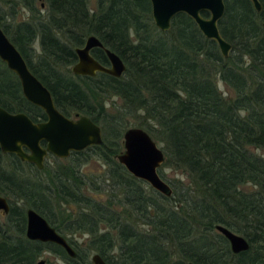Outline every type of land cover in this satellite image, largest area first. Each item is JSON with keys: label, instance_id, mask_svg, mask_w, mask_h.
I'll return each mask as SVG.
<instances>
[{"label": "trees", "instance_id": "16d2710c", "mask_svg": "<svg viewBox=\"0 0 264 264\" xmlns=\"http://www.w3.org/2000/svg\"><path fill=\"white\" fill-rule=\"evenodd\" d=\"M259 1L257 12L249 0H224L218 28L231 44L224 58L184 13L168 31L159 30L149 0H96L93 8L89 0H0V27L57 109L86 115L102 129L100 145L73 154L88 159L93 152L108 165L102 179L84 178L79 166L87 159L81 156L56 170L43 167L45 179L31 163L14 155L3 161L0 152V192L20 203L11 206L10 226L0 225V264H34L44 250L64 264L90 263L93 253L107 264H264V0ZM19 10L28 18L15 22ZM89 35L123 60L122 76L71 72L75 48ZM91 55L108 65L103 49L93 48ZM219 79L232 95L220 92ZM108 96L121 101L116 113L99 102ZM0 106L34 121L46 119L1 60ZM131 126L161 146L162 178L165 167L183 177L170 182V196L130 175L115 158ZM89 188L100 195L86 194ZM27 207L62 234L88 237L74 259L57 245L25 238ZM217 224L243 235L248 249L232 253Z\"/></svg>", "mask_w": 264, "mask_h": 264}, {"label": "water", "instance_id": "95a60500", "mask_svg": "<svg viewBox=\"0 0 264 264\" xmlns=\"http://www.w3.org/2000/svg\"><path fill=\"white\" fill-rule=\"evenodd\" d=\"M249 1L255 11H261L259 0ZM149 2L153 22L159 30L168 31L172 19L184 13L193 20L204 37L216 42L222 57L229 56L231 44L222 37L218 28V21L225 11L224 0H149ZM203 12L207 15H202ZM262 27L264 28V21ZM97 47L105 52L108 65H103L91 55V50ZM75 53L77 60L71 66V72L75 75L94 76L97 72H102L118 78L126 70L123 60L105 47L95 35L87 36L84 44L75 48ZM0 60L18 78L24 98L40 107L47 116L44 121L34 122L23 112L12 113L0 106L2 153H14L21 160L34 163L40 169L47 153L63 158L67 157L70 151H79L102 142L99 125L88 116L76 115L75 118H71L56 108L50 91L30 71L20 51L1 27ZM42 143L45 146H42ZM123 148L117 160L133 177L145 181L164 196L172 194L170 185L158 173L165 158L163 150L144 129L127 128L123 132ZM0 210L4 213L9 211V205L2 196ZM215 229L226 238L232 253L237 254L248 249L249 242L243 235L221 224H217ZM26 236L32 240L58 244L70 257H75L74 250L64 237L33 208L26 209ZM91 260L94 264H106L99 254H94ZM44 263L41 259L35 264Z\"/></svg>", "mask_w": 264, "mask_h": 264}, {"label": "rangeland", "instance_id": "374dc122", "mask_svg": "<svg viewBox=\"0 0 264 264\" xmlns=\"http://www.w3.org/2000/svg\"><path fill=\"white\" fill-rule=\"evenodd\" d=\"M96 4V0H89V6L91 8H93ZM43 5V4H42ZM28 18V13L23 11V10H19V13L17 14V16L14 18L15 22H18V21H25L26 19ZM34 47L35 49L38 51L39 50V41L36 40L34 42ZM231 51V50H230ZM70 70H71V67H70ZM218 84V88L220 90V92L224 95V96H230L232 95V90L230 87H228V85H226L224 83V81L222 80H218L217 82ZM99 102L101 104L104 105V107H106V109L108 110V112L110 113H116L121 101L120 99H118L117 97H112L110 98L109 96L108 97H104L102 100L99 99ZM78 114V115H82L81 113H73L71 116L72 117H75V115ZM131 127H137V126H131ZM129 128V127H128ZM156 142V141H155ZM158 144V143H157ZM121 145L120 148H119V153L120 154L122 151H123V138L121 140ZM159 145V144H158ZM160 146V145H159ZM161 147V146H160ZM261 152V151H259ZM2 160L3 161H9L7 155H3L2 156ZM68 159H57L53 156L51 157H48L46 158L45 160V169H47V171H52V170H56V169H59L61 168V165H64V167L66 166L65 164H68ZM108 168V165L100 158L98 157L96 154H94L93 152H91V156L85 161V162H82L79 166V171L83 174V177L85 178H92L93 180H96V178L98 177V179H102L103 175H104V172L105 170ZM44 168L42 169V173L41 175L42 176H45V179L47 177H49L48 173L46 172ZM24 170L25 172L29 173L30 172V168H28L27 166L24 167ZM62 170L60 169V172ZM63 172V171H62ZM33 175H35L34 173H32ZM161 174L163 176V179L170 185V182L171 181H174V179H177L180 177V179L182 180L183 177L182 176H179L178 174H175L171 169L165 167V168H162L161 169ZM40 176V175H39ZM26 179H31V177H26ZM85 180H88V179H85ZM85 193L86 194H89V195H92V196H99L101 192H96L95 190H92L91 188H89V190H86L85 189ZM0 195L2 196H6L4 193L0 192ZM9 203L11 206H19V202L17 203H11L12 202V199L9 197ZM63 207H66V208H70L71 210H75L76 207L74 206V204H64ZM7 225V226H10L9 225V219L7 216H4L1 214L0 212V225ZM84 238H86L85 236L81 237V238H78L79 241H78V245L82 247L83 243H84ZM40 257H43L46 259V264H62L63 261L59 259V257L53 255V254H41ZM39 257V258H40ZM37 258L35 260V263L38 261ZM34 263V264H35Z\"/></svg>", "mask_w": 264, "mask_h": 264}, {"label": "flooded vegetation", "instance_id": "af4514ba", "mask_svg": "<svg viewBox=\"0 0 264 264\" xmlns=\"http://www.w3.org/2000/svg\"><path fill=\"white\" fill-rule=\"evenodd\" d=\"M230 54V53H229ZM30 103V102H29ZM33 105V104H32ZM35 106V105H34ZM38 107V106H37ZM40 108V107H39ZM57 108V107H56ZM41 109V108H40ZM9 112H11V111H9ZM44 112V111H43ZM12 113H16V112H12ZM24 113V112H23ZM45 113V112H44ZM62 113V112H61ZM26 114V113H25ZM63 114V113H62ZM27 115V114H26ZM46 115V114H45ZM76 115H78V114H76ZM76 115H75V117H76ZM28 116V115H27ZM66 116V115H65ZM29 117V116H28ZM68 117H71V118H75V117H72L71 115L70 116H68ZM30 118V117H29ZM31 119V118H30ZM46 119H47V116H46ZM45 119V120H46ZM32 120V119H31ZM32 121H34V120H32ZM42 121H44V120H42ZM34 122H40V121H34ZM98 125V124H97ZM100 127V126H99ZM100 129H101V127H100ZM101 132H102V129H101ZM102 136H103V134H102ZM102 143V142H101ZM100 143V144H101ZM99 144V145H100ZM42 146H45V144L44 143H42ZM92 146H96V145H90V146H88V147H86V148H84V149H82V150H79V151H70V153H69V155L67 156V157H63V158H60V157H57V156H55V155H53V154H51V153H47V155L44 157V159H43V166H42V168H37L36 167V165L34 164V163H31V162H29V161H23V160H21L17 155H15L14 153H2L1 152V150H0V152H1V155L3 156V155H7V157L8 156H12V155H14V156H16L20 161H22V162H27V163H31L32 165H34V167L37 169V170H42L43 169V167H44V165H45V160H46V158H48V157H51V156H53V157H55V158H57V159H77L78 157H83V158H86V154H84L83 155V153L82 154H79V155H75V154H73L74 152H83V151H85V150H87V149H89L90 147H92ZM27 151V150H26ZM119 154H117L116 156H115V158L117 159V156H118ZM90 157V156H89ZM87 159V158H86ZM140 180V179H139ZM143 181V180H142ZM145 182V181H144ZM0 196H2V195H0ZM2 197H4L5 199H6V201H7V203H8V205H9V211L7 212V213H4L2 210H0V212H1V214L2 215H4V216H9V213H10V209H11V205H10V203H9V198H8V196H2ZM27 208H29V207H27ZM26 208V209H27ZM26 209H25V228H24V236H25V238H27L28 240H30V241H35V242H41V243H49V244H54V245H57V246H59V247H61L63 250H64V252L66 253V255L68 256V257H70L68 254H67V252L65 251V249L62 247V246H60V245H58V244H55V243H53V242H42V241H38V240H32V239H29L27 236H26ZM36 211V210H35ZM40 214V213H39ZM45 218V217H44ZM46 219V218H45ZM47 221V220H46ZM48 222V221H47ZM48 224L50 225V226H52L55 230H56V232L57 233H59L62 237H64V239L67 241V243L71 246V248L74 250V252H75V249L77 248V247H81V246H79L78 245V241H79V239L78 238H81V237H83V236H85L86 238H84L83 240H84V242H85V240H87V236L86 235H83V234H79V233H76L75 235H71V234H62L58 229H56L53 225H51L49 222H48ZM47 254V253H49V254H53V255H55L53 252H51V251H48V250H44L41 254ZM76 254V253H75ZM94 254H98V253H93L91 256H90V258H92V256L94 255ZM41 256V255H40ZM39 256V257H40ZM56 257H57V255H55ZM38 257V258H39ZM71 259H74L75 257H70ZM102 258V257H101ZM41 259H43L44 260V264H46V259L45 258H43V257H40L38 260H41ZM103 259V258H102ZM104 260V259H103ZM105 261V260H104ZM105 263H106V261H105ZM62 264H64V262L62 263ZM86 264H94L93 262H92V260H90V263H86ZM107 264V263H106Z\"/></svg>", "mask_w": 264, "mask_h": 264}]
</instances>
